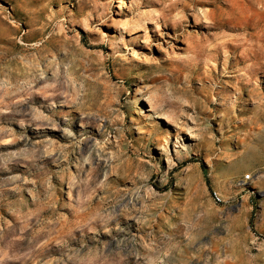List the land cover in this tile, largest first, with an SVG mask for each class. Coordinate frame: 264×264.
<instances>
[{"label": "clouds", "instance_id": "obj_1", "mask_svg": "<svg viewBox=\"0 0 264 264\" xmlns=\"http://www.w3.org/2000/svg\"><path fill=\"white\" fill-rule=\"evenodd\" d=\"M8 4L0 264H264V0Z\"/></svg>", "mask_w": 264, "mask_h": 264}, {"label": "rangeland", "instance_id": "obj_2", "mask_svg": "<svg viewBox=\"0 0 264 264\" xmlns=\"http://www.w3.org/2000/svg\"><path fill=\"white\" fill-rule=\"evenodd\" d=\"M0 26H7L9 21L15 23L18 21L20 13L14 11L9 7L8 0H0ZM7 16V19L5 18ZM236 36V33L228 32L226 34H218L214 39H209L208 43H215L217 45L231 46L233 38ZM257 44L260 45V41H257Z\"/></svg>", "mask_w": 264, "mask_h": 264}]
</instances>
